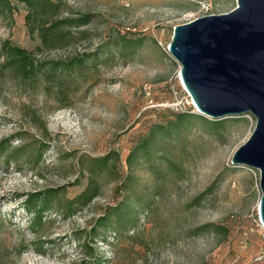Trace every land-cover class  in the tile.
I'll return each instance as SVG.
<instances>
[{
	"label": "rangeland",
	"instance_id": "rangeland-1",
	"mask_svg": "<svg viewBox=\"0 0 264 264\" xmlns=\"http://www.w3.org/2000/svg\"><path fill=\"white\" fill-rule=\"evenodd\" d=\"M9 2L0 10V141L11 137L0 158V264H264L255 261L259 171L231 164L255 119L199 114L167 50L175 26L228 13L236 0ZM12 47L33 70L5 66ZM78 56L73 70L49 72ZM179 113L193 118L156 128ZM103 157V169L90 163ZM91 180L96 198L65 212ZM44 190L56 197L32 228L22 205ZM121 201L130 208L90 233Z\"/></svg>",
	"mask_w": 264,
	"mask_h": 264
},
{
	"label": "water",
	"instance_id": "water-1",
	"mask_svg": "<svg viewBox=\"0 0 264 264\" xmlns=\"http://www.w3.org/2000/svg\"><path fill=\"white\" fill-rule=\"evenodd\" d=\"M236 3L228 13L175 26L167 50L199 114L213 121L254 117V129L231 164L259 171L264 227V0Z\"/></svg>",
	"mask_w": 264,
	"mask_h": 264
},
{
	"label": "trees",
	"instance_id": "trees-1",
	"mask_svg": "<svg viewBox=\"0 0 264 264\" xmlns=\"http://www.w3.org/2000/svg\"><path fill=\"white\" fill-rule=\"evenodd\" d=\"M18 3H21L28 7L29 9H32L35 0H16ZM10 7V2L9 0H0V10H5L6 8ZM33 12H30L29 15H27V19H30V16L32 15ZM87 22V17L84 19H81L77 21L75 24H85ZM44 27H39V32H40V37L45 44V40L47 36L44 34V31H46ZM122 42L127 44L129 41L125 40L124 37H122ZM85 57L84 56H78V57H73L65 61L64 63H55L52 66L49 67V72H54V71H70L73 70L75 67L82 65L84 62ZM5 66L7 68H13L16 67L20 69L23 72H29L33 70L34 64L33 61L31 60L30 56L28 55L27 51L24 49H21L19 47H12L11 48V56L9 59L5 61ZM191 118H193V115L190 113H179L175 114L165 122V126L162 125H156V128L159 130H162L163 127L170 128V129H175L177 127L182 126L185 122L189 121ZM203 118V117H202ZM10 138H5L0 141V158L4 156L10 149ZM147 142L148 139L143 142L139 148H133L131 152L129 153L127 160L128 162L131 161L132 157L134 156L135 152L139 150L145 152L147 149ZM108 162V159L106 157L103 158H94L90 160V163L94 168L98 169H103L106 167V164ZM56 191L53 190H44L42 192H35L29 194L28 198L23 202V209L25 210L26 213H28L31 218H30V224L33 227H37L41 224L43 216L45 213L49 212L52 209L54 198L56 197ZM98 194V186L94 181H89L87 184L86 188L75 198L70 200L67 203L65 212L68 214H74V212L78 208H82L91 201L96 198ZM130 206L128 202L126 201H121L118 203L116 206L111 207L108 212H106L103 216L99 217L96 221L95 224L91 227L90 233L94 234L97 229L99 228H105L108 224V222L113 218L117 217L119 218L121 215V210L122 209H129ZM91 250V249H90ZM88 254L87 256H90ZM88 264H103L102 259H93L92 263Z\"/></svg>",
	"mask_w": 264,
	"mask_h": 264
},
{
	"label": "built area",
	"instance_id": "built-area-1",
	"mask_svg": "<svg viewBox=\"0 0 264 264\" xmlns=\"http://www.w3.org/2000/svg\"><path fill=\"white\" fill-rule=\"evenodd\" d=\"M258 218H259V216H258ZM256 225L260 231V237H261L263 246L260 248L259 254L255 258V261L257 263H264V227H263L260 219H258V221L256 222ZM245 247H246V245H245V243H243L242 248H245Z\"/></svg>",
	"mask_w": 264,
	"mask_h": 264
}]
</instances>
